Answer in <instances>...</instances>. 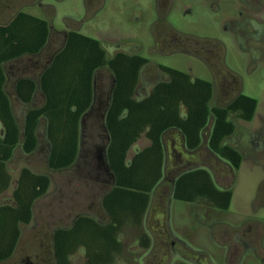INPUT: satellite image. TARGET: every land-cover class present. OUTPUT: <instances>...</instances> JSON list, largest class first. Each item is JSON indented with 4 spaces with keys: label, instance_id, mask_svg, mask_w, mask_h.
Wrapping results in <instances>:
<instances>
[{
    "label": "trees",
    "instance_id": "1",
    "mask_svg": "<svg viewBox=\"0 0 264 264\" xmlns=\"http://www.w3.org/2000/svg\"><path fill=\"white\" fill-rule=\"evenodd\" d=\"M48 26L47 20L24 10L0 23V198L13 183L8 163L19 147L26 154L35 152L42 121L50 169L61 171L74 164L79 154L81 120L93 103V78L99 70L111 69L116 84L104 121L110 134L107 153L116 184L102 199L109 218L103 223L80 216L69 226L57 228L52 235V259L53 264H72L71 256L84 249L86 264H115L123 252L124 228H139L150 208L152 191L164 167L167 132L180 130L189 149L195 150L212 119L209 147L237 169L239 153L223 143L235 132L229 118L236 113L241 120L252 121L258 101L241 93L225 108L212 107L211 82L191 81L188 74L172 68L167 69L174 78L170 84L159 85L145 100H136L133 95L139 71L147 60L126 54L108 58L100 41L71 31L65 47L39 72L38 80L24 77L14 85L17 96L26 103L39 91L44 96L42 105L31 108L21 126L8 90L6 65L42 53L49 37ZM143 136L150 145L128 162V152ZM50 187L48 174L21 169L13 189L14 203L0 205V264L14 255L22 226L31 224L36 203ZM177 187L179 201L194 200L198 195L195 191L204 193L212 187L214 194L222 197L223 210H229L232 203L233 193L216 189L204 169L189 172ZM149 244L144 237L143 247Z\"/></svg>",
    "mask_w": 264,
    "mask_h": 264
},
{
    "label": "flooded vegetation",
    "instance_id": "2",
    "mask_svg": "<svg viewBox=\"0 0 264 264\" xmlns=\"http://www.w3.org/2000/svg\"><path fill=\"white\" fill-rule=\"evenodd\" d=\"M27 1L29 2L28 4L20 5V7L27 8L37 6L41 10L43 16H45L42 19L49 22V37L42 53L36 56H25L6 65V68L8 69V81L12 80L13 86L24 77H33L38 80L39 72L45 69L54 56L65 47L69 33L71 31L80 32L82 26V22L79 20L66 17V21L69 22L66 23L65 28L58 29L55 27L54 22L57 15L56 4L65 0H50L48 2H45V0ZM87 1L88 0H85L86 6ZM89 1L92 2L93 0ZM189 3L191 5L189 8V14L197 17L199 23L195 19V24H198V26H200L199 24H202L205 27L202 31H200V28L194 27L192 30L190 29V32H183L173 27L168 21V16L173 10L175 0H155L156 21L152 25L154 27L152 30L154 47L160 48L162 46L166 51L181 52L197 58L210 71V80L207 81L214 85L211 106L225 108L242 93L240 85L242 84L241 80H243L236 72L230 70L226 66L225 58L228 52V40H230V44L234 43L241 52H249L250 57H252L253 66L256 67L259 64L264 65V0H192ZM1 5L2 10H4L3 5L10 7L13 10H23L22 8H17L15 5V7L4 3H1ZM88 10L89 9H87V14ZM0 23L3 22L0 21ZM211 27L214 29H218L219 27L222 30V34H220L221 36L217 37L210 34L209 32L211 31L208 30H210ZM227 35H230V37L226 41ZM100 43L106 51L108 58H115L119 54L140 55L139 52L141 51L140 47L126 45L122 42H113L107 39H103ZM168 48H172V50ZM124 49L126 51H123ZM115 50H117V52ZM113 51H115V53H112ZM145 59L147 62L140 68L137 86L133 95L134 99L139 101L149 98L159 85L170 84L174 79L167 71V69L171 67L153 63L147 58ZM209 60H212L213 62L210 63ZM151 67L153 69L152 71L150 70ZM35 74L37 75L35 76ZM186 74L190 76L191 81L201 79L194 77L192 74ZM114 76L115 74L111 69L104 68L99 70L93 78V103L81 120L79 154L70 168L61 171L50 169L48 161L49 144L45 133V121H42L39 125L38 145L35 152L32 154H26L20 149V147L15 152V154L21 152L26 156H35L36 154L41 155L42 159L46 160L50 172L75 171L76 176H78L75 179V181L77 180L76 186L81 187V189H74L72 192L71 186H74L75 181L67 184L66 188L60 191V196L56 199L55 203L51 205H55L56 210H64L70 207L72 205L70 197L72 196L74 198L78 196V200L80 201L83 199L85 200L88 196L101 198L100 203L102 210L106 214V220H101L93 214L80 212L74 215L70 224L80 216H89L103 223L109 218L102 205V199L115 186L116 178L111 170L107 153L110 134L108 133L104 120L106 112L110 107L113 90L116 84ZM218 76L223 79V87L221 90H218L217 87ZM231 87L232 90H234V88L235 90H238L234 98L224 104H215L217 101V92L220 91L223 96H227L230 94L229 89ZM10 97L14 114L21 126L24 124L28 111L31 108L41 106L44 101V96L40 91L30 103L22 101L15 91L14 93H10ZM39 99H41L42 102L37 104V100ZM258 106L259 102L252 121L258 114ZM229 119L235 124V132L233 135L226 138L223 143L224 145L232 147L239 153L241 162L237 169L232 165L231 161L221 157L210 149L209 137L212 128V119L209 126L202 133L200 146L195 150L189 149L185 135H183L180 130H169L165 135L164 167L160 180L152 191L150 208L155 201L154 199L157 194L161 198L159 199L161 206L164 207L163 204L166 202L165 212L167 215V225L171 229L173 237L178 239V242L172 241V249H176V244L179 245L183 242L181 236H179L176 231H173L174 224L172 214V204L177 200L176 195L179 193L177 186L180 185L183 177L194 170L204 169L209 173L216 189L222 192L231 191L233 193V188L237 181V172L242 168L249 155L255 163H258L259 159H261L259 155L264 151V128L261 127L260 130H258L257 135L254 134L252 136V140L250 137V140L245 141L242 137L237 135L238 130H240V125L236 119H241L237 117L236 113H232ZM235 135L238 136L239 140L233 141L234 143L231 144V138ZM167 138L169 139L167 140ZM135 145L133 147H135ZM144 148L136 149L134 155ZM249 151L252 152L250 153ZM132 158L129 159V157H127V161L130 162ZM170 162H173L171 168H169ZM44 174H48L51 178L49 173ZM164 184H166V188ZM211 188L212 187H209L208 191L204 193L199 190L198 193L195 191L196 194H198L196 195V199L189 202H183L193 204L203 210L204 217L200 224L205 225L208 228L211 242L216 246H220L223 250L222 253L217 256L207 250L198 249L196 257L190 258L189 256L186 257L181 254L183 260L172 264H264V219L260 220L258 218L247 216L243 217L240 221L235 222L231 218H223L222 212L228 210L222 209V197L220 195L216 196L214 194L216 192ZM161 193H164V195ZM261 193L262 192L259 189L253 203L259 202ZM46 195L41 199L46 197ZM163 196H165L166 199H163ZM219 213H221V217L219 216ZM57 228H55L54 231ZM145 237L149 239V237ZM148 248H150V244ZM81 250L85 256L84 249H80L79 251ZM74 255L71 256V261Z\"/></svg>",
    "mask_w": 264,
    "mask_h": 264
},
{
    "label": "rangeland",
    "instance_id": "3",
    "mask_svg": "<svg viewBox=\"0 0 264 264\" xmlns=\"http://www.w3.org/2000/svg\"><path fill=\"white\" fill-rule=\"evenodd\" d=\"M48 1L50 0H45V2ZM190 1L192 0H175L168 21L173 27L183 32H190V29L192 30L194 27L200 28L202 31L205 27L202 24H199L200 26L195 24L197 17L189 14ZM1 3L22 8L27 13L37 17H45L37 6L20 7V5L28 4L27 0H0V21L2 22L6 21L17 10L3 5L4 11ZM85 3V0H65L56 4L55 27L58 29L65 28L66 23L69 22L66 21V17L79 20L82 22L80 32L84 35L101 42L103 39H107L140 47L139 54L153 63L192 74L196 78L210 80V71L197 58L181 52L166 51L162 46L160 48L154 47L152 34L154 27L152 25L156 21L155 0H93L92 2L88 0V7ZM87 9H89L88 14ZM197 22L199 23L198 20ZM208 31L217 37L222 34L219 27L218 29L211 27ZM229 37L230 35H227L226 41ZM168 49L172 50V48ZM115 51L117 52V50ZM209 62L212 63L213 61L209 60ZM225 62L230 70L242 77L241 92L259 102L258 114L252 122L236 119L240 125L237 135L245 141L250 140V137L252 140V136L257 135L261 127L264 128V65L253 66L249 52H241L234 43L230 44V40H228ZM150 70H153L152 67ZM222 80L218 76V90L223 87ZM10 81L8 90L10 93H14L12 80ZM237 91L235 88L232 90L231 87L229 89L230 94L227 96H223L220 91L217 92L215 104L228 102L234 98ZM41 102V99L37 100V104ZM238 136H233L230 143L233 144V141L239 140ZM148 145L149 140L143 136L129 152V159L133 157L136 149ZM259 157L261 159L255 163L249 155L242 168L237 172L232 203L228 211L222 212L223 218H231L235 222L247 216L260 220L264 219V151ZM172 163H169V168H171ZM8 166L13 177V183L11 188L0 198V205L14 203L13 189L19 173L24 167H28L37 173H49L52 184L46 197L36 203L31 224L22 226V236L14 255L3 264H53L52 234L55 228L69 226L74 215L80 212L93 214L101 220H106L100 197L88 196L85 200L80 201L78 196L76 198L72 196L70 197L72 205L64 210L60 209L61 211L56 210L55 205L51 206L60 196V191L78 177L75 171L50 172L46 160L42 159L41 155L26 156L21 152L15 154ZM76 181L74 186H71L72 192L74 189H81V187L76 186ZM164 186L166 188V184ZM259 189L262 192L259 202L253 203ZM161 194L164 195V193ZM155 197V201L142 225L139 228L130 226L124 228L122 232L123 252L115 264H172L183 260L181 254L190 258L196 257L198 249L207 250L217 256L222 253L223 250L220 246L211 242L208 228L200 224L204 217L203 210L193 204L177 200L172 204L173 231L181 236L183 242L179 245L176 244V249H172V241L178 242V239L173 237L171 229L167 225L166 202L163 207L159 201L160 196L157 194ZM162 198L166 199L165 196ZM219 216L221 217V213ZM145 236L150 239V248H145L142 245ZM72 264H86L82 250L72 257Z\"/></svg>",
    "mask_w": 264,
    "mask_h": 264
},
{
    "label": "crops",
    "instance_id": "4",
    "mask_svg": "<svg viewBox=\"0 0 264 264\" xmlns=\"http://www.w3.org/2000/svg\"><path fill=\"white\" fill-rule=\"evenodd\" d=\"M12 83H13V81H12Z\"/></svg>",
    "mask_w": 264,
    "mask_h": 264
}]
</instances>
